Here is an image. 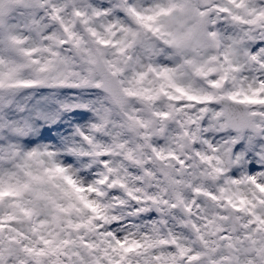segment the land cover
<instances>
[{
    "label": "clouds",
    "instance_id": "1",
    "mask_svg": "<svg viewBox=\"0 0 264 264\" xmlns=\"http://www.w3.org/2000/svg\"><path fill=\"white\" fill-rule=\"evenodd\" d=\"M0 264H264V0H0Z\"/></svg>",
    "mask_w": 264,
    "mask_h": 264
}]
</instances>
